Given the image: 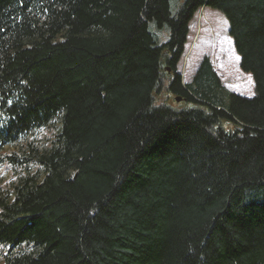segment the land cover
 Wrapping results in <instances>:
<instances>
[{
	"label": "trees",
	"instance_id": "16d2710c",
	"mask_svg": "<svg viewBox=\"0 0 264 264\" xmlns=\"http://www.w3.org/2000/svg\"><path fill=\"white\" fill-rule=\"evenodd\" d=\"M170 2L0 0V264H264V0ZM201 8L252 98L182 84Z\"/></svg>",
	"mask_w": 264,
	"mask_h": 264
},
{
	"label": "rangeland",
	"instance_id": "374dc122",
	"mask_svg": "<svg viewBox=\"0 0 264 264\" xmlns=\"http://www.w3.org/2000/svg\"><path fill=\"white\" fill-rule=\"evenodd\" d=\"M178 6L176 0H171L170 8L173 12ZM227 28V22L219 12L209 8L199 11L189 24L185 52L177 65V71L181 75L182 84H187L203 57H207L226 91L244 98H252L254 96L253 81L250 75L243 73L239 68V59H237L239 57L227 34ZM164 31L166 32L155 31L160 42L168 39L167 30L164 29ZM168 101L171 103L173 97H170ZM41 136L47 137V134L43 132ZM9 149V147L5 148L4 151ZM10 178L7 167L0 165V189L9 182Z\"/></svg>",
	"mask_w": 264,
	"mask_h": 264
},
{
	"label": "water",
	"instance_id": "95a60500",
	"mask_svg": "<svg viewBox=\"0 0 264 264\" xmlns=\"http://www.w3.org/2000/svg\"><path fill=\"white\" fill-rule=\"evenodd\" d=\"M177 102H179V99H176Z\"/></svg>",
	"mask_w": 264,
	"mask_h": 264
},
{
	"label": "snow or ice",
	"instance_id": "6c2138e0",
	"mask_svg": "<svg viewBox=\"0 0 264 264\" xmlns=\"http://www.w3.org/2000/svg\"><path fill=\"white\" fill-rule=\"evenodd\" d=\"M237 59H239V58H237Z\"/></svg>",
	"mask_w": 264,
	"mask_h": 264
}]
</instances>
